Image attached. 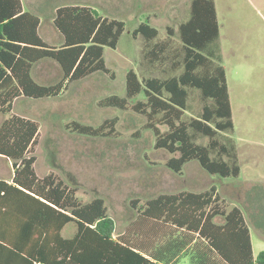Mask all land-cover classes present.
<instances>
[{"label": "trees", "instance_id": "16d2710c", "mask_svg": "<svg viewBox=\"0 0 264 264\" xmlns=\"http://www.w3.org/2000/svg\"><path fill=\"white\" fill-rule=\"evenodd\" d=\"M38 25L39 17L23 10L21 0H0L1 113L20 97H55L94 73L113 77L103 48L116 47L124 21L87 5H60L53 17L63 38L59 47L40 38ZM132 35L142 40L140 70L126 72L124 95L104 96L97 105L142 116L136 135L141 129L153 133V147L168 154L164 166L174 174L196 161L210 175L238 177L214 0H190L187 18L167 26L164 36L147 21ZM41 60L56 63L58 79L39 83L32 77L33 64ZM139 93L143 98L131 102ZM117 122L116 116L97 125L73 119L63 126L70 133L110 138L119 135ZM38 132V123L21 115L0 122V159L12 167L10 182L0 177V264H177L185 256L190 264H264V250L253 255L242 211L227 209L214 184L200 192L161 193L140 205L130 200L135 218L115 236L101 197L84 202L53 172L36 174L30 151ZM15 196L25 199L21 227L9 207ZM8 216L16 228L10 234L3 229ZM69 223L75 231L64 236Z\"/></svg>", "mask_w": 264, "mask_h": 264}, {"label": "rangeland", "instance_id": "374dc122", "mask_svg": "<svg viewBox=\"0 0 264 264\" xmlns=\"http://www.w3.org/2000/svg\"><path fill=\"white\" fill-rule=\"evenodd\" d=\"M27 11L67 3L94 7L103 17L124 21L125 29L115 48L104 47L105 65L113 77L96 73L71 82L58 96L31 99L20 97L8 113L0 112V122L11 114L35 120L39 125L30 155L36 160L38 176L53 172L86 202L101 197L116 226L115 236L125 231L135 218L130 200L140 205L161 193L180 190L201 191L215 183L227 209L237 206L248 226L253 255L264 250V0H214L219 26L218 43L231 105L233 132L240 174L218 178L206 173L196 161L185 164L182 175L164 166L168 154L153 147L154 136L148 129L137 130L142 116L131 110L99 107L107 95H124L125 74L139 69L141 37L132 31L142 21L159 30L187 18L190 0H22ZM32 8V10H31ZM33 12V11H32ZM139 93L130 101L142 99ZM130 102V103H131ZM118 118V136L87 137L70 133L63 124L70 120L97 125L105 118ZM10 169L0 159V174ZM74 226L69 225L71 234ZM177 264H190L187 256Z\"/></svg>", "mask_w": 264, "mask_h": 264}, {"label": "crops", "instance_id": "0c3cea01", "mask_svg": "<svg viewBox=\"0 0 264 264\" xmlns=\"http://www.w3.org/2000/svg\"><path fill=\"white\" fill-rule=\"evenodd\" d=\"M21 2H22V0H21ZM70 4L87 5L91 8H93L94 10H96L91 5L82 4V3H67V4H63V5H70ZM47 5H48L47 3L41 4L40 6L37 7L38 11L32 10V8H31V10L33 12L32 11H29V12H31V13H33L39 17V25H38L37 32H38V35L40 36V38L44 42H46L47 44H49L51 46L59 47L63 43V38L53 25V17H54L55 10L60 5L53 6V4H52L51 6H48V7H47ZM22 7H23V10H26L24 5H23V2H22ZM96 12H97V10H96ZM139 69H140V67H139ZM94 74H96V73H94ZM31 75L39 83H50V82H53L59 78V68L56 65V63L53 61L41 60V61H38V62L33 64L32 68H31ZM5 163H6V166L9 167L10 172H9L8 176H4V175L0 174V177L5 178V180L7 182H10L9 176L12 172V167H11L9 162L8 163L5 162ZM184 173H185V171L183 170L182 174H184ZM213 184L216 186L217 192L220 196V191L218 189V186L215 183H213ZM208 187H204L203 190L208 188ZM187 191H191V190H187ZM193 192H200V191H193ZM220 198H221V196H220ZM222 199L223 198H221V200ZM22 203H25V199L23 198V200H22V198L20 196H15V197H13L12 200H10V206H9L10 212L11 211L14 212L15 218H18L19 227H21L22 213L24 214V212H25V209H24L25 205L22 206ZM7 218H8L7 224L5 223L3 225L4 232H7L9 234L12 232H16L15 225H13L14 226V228H13L12 222L10 221L11 217L8 216ZM23 219H25V218L23 217ZM216 220L219 221L218 218ZM70 224H72L74 226V228H71L72 229L71 234H66V232L69 231V225ZM74 231H75V225L73 223H69L63 227L62 234L64 236H71L74 233ZM251 244H252V242H251Z\"/></svg>", "mask_w": 264, "mask_h": 264}, {"label": "built area", "instance_id": "2783aa9c", "mask_svg": "<svg viewBox=\"0 0 264 264\" xmlns=\"http://www.w3.org/2000/svg\"><path fill=\"white\" fill-rule=\"evenodd\" d=\"M37 264H42V263H37Z\"/></svg>", "mask_w": 264, "mask_h": 264}]
</instances>
